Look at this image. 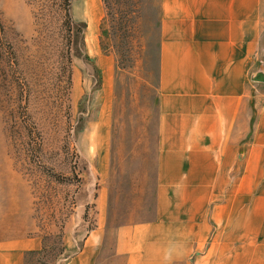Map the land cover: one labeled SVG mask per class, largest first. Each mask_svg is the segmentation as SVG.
<instances>
[{"label":"crops","instance_id":"crops-1","mask_svg":"<svg viewBox=\"0 0 264 264\" xmlns=\"http://www.w3.org/2000/svg\"><path fill=\"white\" fill-rule=\"evenodd\" d=\"M155 3L152 138L145 129L111 175L107 69L93 95L106 185L92 226L67 238L59 264H264V239L244 211L245 161L264 166V94L247 93L264 65V0ZM41 247L39 236L0 238V264H25Z\"/></svg>","mask_w":264,"mask_h":264},{"label":"rangeland","instance_id":"rangeland-1","mask_svg":"<svg viewBox=\"0 0 264 264\" xmlns=\"http://www.w3.org/2000/svg\"><path fill=\"white\" fill-rule=\"evenodd\" d=\"M155 18V0H0V238L41 237L25 264H59L67 238L93 224L106 185L93 95L107 69L111 175L145 129L152 138ZM261 65L250 96L264 94ZM251 128L252 120L245 144ZM244 170V211L263 240L264 166L245 161Z\"/></svg>","mask_w":264,"mask_h":264}]
</instances>
